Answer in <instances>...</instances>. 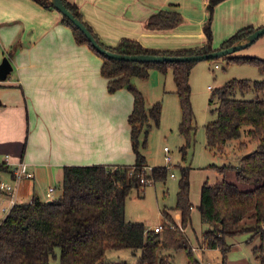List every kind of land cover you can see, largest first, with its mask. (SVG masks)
I'll use <instances>...</instances> for the list:
<instances>
[{
  "label": "trees",
  "instance_id": "16d2710c",
  "mask_svg": "<svg viewBox=\"0 0 264 264\" xmlns=\"http://www.w3.org/2000/svg\"><path fill=\"white\" fill-rule=\"evenodd\" d=\"M47 10H56L49 0H33ZM65 6L91 31L105 49L123 55L190 56L223 50L245 39L256 29L246 27L225 40L218 49L213 47L211 21L214 7L221 0H209L210 20L204 26L207 42L197 48L160 51L144 48L138 41L123 39L115 47L104 45L92 28L83 20L79 8L67 0ZM57 11V10H56ZM58 12V11H57ZM60 14V13H59ZM61 22L71 28L75 40L87 45L103 61L101 74L107 79L109 93L121 89L129 90L134 97L133 111L128 117L131 130L132 149L135 153L133 165H69L63 169L61 195L51 202L35 197L30 203L15 204L0 221V264H49L51 256L60 250V264H125L105 262L109 250L129 249L139 252L138 264H172L165 250H184L188 264H201L183 238L174 234L162 239L161 234L147 230L144 224L131 223L125 217V205L133 189L145 187L142 178L148 181L165 182L167 167H157L148 172L146 159L140 152V134L150 128L152 120L160 124L162 103L155 102L146 108L145 96L133 80L146 81L151 69L173 72L176 94L181 105L180 133L186 138L185 152L190 146V137L195 131V116L191 105L190 75L195 63L146 64L109 59L99 54L85 35L66 17ZM183 23V16L176 10H161L147 21L150 30H171ZM228 61L247 63L264 74V59L259 57L228 56ZM264 81L232 79L213 94L218 99L214 111L217 119L205 126L207 145L217 153L235 146L243 150L247 142H256V148L242 156L238 167L223 166L219 171L233 170L237 184L222 181L215 185L204 183L201 189L199 211L203 224L209 225L204 232L202 249H218L222 253V264L230 246L229 236L252 230L259 235L261 243L252 252L260 264H264ZM252 95L254 98H249ZM2 105L0 101V106ZM247 141H242V135ZM215 167V166H213ZM3 170L8 167L1 164ZM177 208L182 212L183 227L190 219L193 204L190 200V169L182 168L177 193ZM256 223L243 225L246 219ZM179 230V228H177Z\"/></svg>",
  "mask_w": 264,
  "mask_h": 264
},
{
  "label": "crops",
  "instance_id": "0c3cea01",
  "mask_svg": "<svg viewBox=\"0 0 264 264\" xmlns=\"http://www.w3.org/2000/svg\"><path fill=\"white\" fill-rule=\"evenodd\" d=\"M67 1L78 6L83 20L108 47L130 39L150 50L175 51L207 42L209 0ZM234 1L221 0L213 11L215 49L243 28L264 26V0ZM168 9L183 16L181 25L171 30L147 28L151 15ZM4 57L13 72L0 82V181L11 183L12 169L21 162L34 177L17 184L14 197L0 193V203L7 205L2 209L9 212L14 204L30 203L35 197L57 199L65 166L125 164L130 144L120 140L117 124L132 113L133 94L127 89L109 93L101 74L102 59L76 42L59 12L33 0H0V63ZM155 73L151 69L153 78ZM133 82L143 89L144 81ZM141 91L146 104L152 90ZM167 93L176 94V85ZM159 98L154 97L152 105ZM164 110L166 103L163 114ZM6 156L8 169L3 170ZM56 184L59 196L48 192L49 188L56 192Z\"/></svg>",
  "mask_w": 264,
  "mask_h": 264
},
{
  "label": "rangeland",
  "instance_id": "374dc122",
  "mask_svg": "<svg viewBox=\"0 0 264 264\" xmlns=\"http://www.w3.org/2000/svg\"><path fill=\"white\" fill-rule=\"evenodd\" d=\"M238 2L239 0L233 3ZM229 4L226 3L225 5L228 6ZM213 19L214 14L212 22ZM210 26L214 39L212 23ZM233 56L264 59V36L246 49L234 53ZM227 57L200 61L195 63L192 68L189 82L196 129L191 134L190 146L186 148L185 152H181V149L187 145V140L180 133L182 118L180 100L176 94L167 93L169 88L175 86L172 70L168 69L166 73H161L154 69L156 72L154 78L150 70L148 80L142 83L143 89H139L135 84L139 90H152L146 97V108L151 107L155 100L154 97H160L158 100L162 102V105L166 103V110H164V114L162 113L160 124L156 125L151 120L149 122L150 128L144 130L139 136L140 152L146 159L147 170L149 172L157 167H169L165 160V148L170 150L172 166L168 170L165 182L148 181L144 188L133 189L130 192L125 205L126 220L131 223L144 224L147 230H153L156 226L163 224L164 230L160 234L165 240L167 235L171 233L175 235V238H183L184 236L192 248L194 258L201 264H222L223 260L220 250L202 249L203 234L210 227L202 223L199 211L202 186L204 183L215 185L222 181L237 184L235 171L230 170L222 173L219 168L226 165L238 167L240 158L256 148V142H247V146L243 150L237 148L236 143L235 146L228 148L221 154L207 145L205 126L217 119V113L214 109L218 106V99L215 97L213 103H210L217 89L232 79L264 81V74L260 73L254 65L230 62ZM216 65H218L217 68ZM156 80H158V84L155 83ZM147 81L152 82L151 85ZM161 95L166 97L162 99ZM249 98H254V96L250 95ZM259 98L264 100V94L259 95ZM117 127L120 140L130 144L129 159L126 158L124 165H133L136 158L132 149L128 115L123 121H120V126L117 124ZM241 140L247 141L244 134ZM182 168L190 169V200L193 204L189 222L185 227H183L182 212L177 208V193ZM56 186L57 190L53 195L59 196L60 185L56 184ZM2 207H7V205L0 203V216L5 215L1 210ZM255 223L249 218L243 221V225L250 227L254 226ZM262 225L264 226V222ZM260 243V236L254 234L252 230L227 237L226 244L231 249L226 256L225 263L260 264L252 252L253 248L259 246ZM56 252L58 255L55 253L51 256L49 264L60 263L59 249ZM162 254L167 255L172 264L189 263L188 255L184 250L170 248ZM139 257V252L129 249L109 250L106 252L105 262L138 264Z\"/></svg>",
  "mask_w": 264,
  "mask_h": 264
},
{
  "label": "water",
  "instance_id": "95a60500",
  "mask_svg": "<svg viewBox=\"0 0 264 264\" xmlns=\"http://www.w3.org/2000/svg\"><path fill=\"white\" fill-rule=\"evenodd\" d=\"M50 3L55 7V9L70 20L75 27L80 30L87 40L91 43L92 47L101 55L124 62H137V63H146V64H163V63H185L193 62L197 63L204 60H216L225 56H232L234 53L246 49L247 47L253 45L261 37L264 36V26L256 29L252 34L247 36L245 39L234 44L233 46L223 49L215 50L214 52L208 54H198L190 56H166V55H123L118 54L112 51L105 49L96 38L93 36L91 31L85 26V24L79 20L63 3L62 0H49ZM13 72V65L8 57H4L0 63V82H5L9 75ZM52 200H48L51 202Z\"/></svg>",
  "mask_w": 264,
  "mask_h": 264
},
{
  "label": "built area",
  "instance_id": "2783aa9c",
  "mask_svg": "<svg viewBox=\"0 0 264 264\" xmlns=\"http://www.w3.org/2000/svg\"><path fill=\"white\" fill-rule=\"evenodd\" d=\"M217 67H218V65H216V68ZM164 152H165V160L169 166L167 168H168V170H170L169 168L172 166V156H171L170 150L168 148H165ZM2 164H5V165L9 164V158L7 156L4 159ZM171 176H174V174H171ZM12 177H13V180L11 183L5 182V181H0V193L14 197L17 184H19L20 182H22L24 180L32 179L34 177V175L32 174V172H30L27 164L21 162V163H19L13 167ZM141 182L146 184L147 180L145 178H142ZM48 192H49V194L52 195L54 192V188H49ZM2 211L4 213H7V214L9 213V212H7L6 208H3ZM163 230H164L163 224L158 225L153 229V231L157 234L162 233Z\"/></svg>",
  "mask_w": 264,
  "mask_h": 264
}]
</instances>
